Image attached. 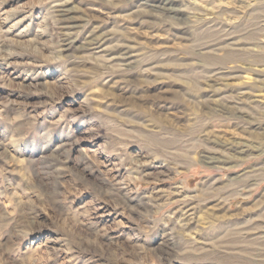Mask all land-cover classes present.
Here are the masks:
<instances>
[{
  "label": "rangeland",
  "instance_id": "374dc122",
  "mask_svg": "<svg viewBox=\"0 0 264 264\" xmlns=\"http://www.w3.org/2000/svg\"><path fill=\"white\" fill-rule=\"evenodd\" d=\"M0 264H264V0H0Z\"/></svg>",
  "mask_w": 264,
  "mask_h": 264
},
{
  "label": "bare ground",
  "instance_id": "6f19581e",
  "mask_svg": "<svg viewBox=\"0 0 264 264\" xmlns=\"http://www.w3.org/2000/svg\"><path fill=\"white\" fill-rule=\"evenodd\" d=\"M223 32V31H222ZM218 33H219V31H218ZM221 34V33H220ZM220 34H218L219 36H220ZM213 35V36H212ZM214 35H215V33H212V34H210V36L211 37H214ZM217 35V34H216ZM217 37V36H216ZM221 37V36H220ZM222 38H220V39H216V41L215 40H213V41H211L210 42V45H213V44H216L217 43V40H221ZM99 57V56H98ZM124 64H128V63H124ZM122 65V64H121Z\"/></svg>",
  "mask_w": 264,
  "mask_h": 264
}]
</instances>
